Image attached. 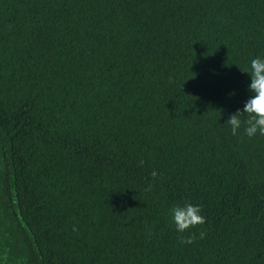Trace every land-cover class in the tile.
Instances as JSON below:
<instances>
[{
	"label": "trees",
	"instance_id": "16d2710c",
	"mask_svg": "<svg viewBox=\"0 0 264 264\" xmlns=\"http://www.w3.org/2000/svg\"><path fill=\"white\" fill-rule=\"evenodd\" d=\"M257 57L264 0H0V264H264Z\"/></svg>",
	"mask_w": 264,
	"mask_h": 264
},
{
	"label": "clouds",
	"instance_id": "9594fccd",
	"mask_svg": "<svg viewBox=\"0 0 264 264\" xmlns=\"http://www.w3.org/2000/svg\"><path fill=\"white\" fill-rule=\"evenodd\" d=\"M241 70L250 74L251 84L249 88L255 93V97L250 98L242 110L233 113L226 123L230 126L233 136L239 135L241 128H243L244 134L249 138H254L257 135L264 136V58L257 57L252 59L250 69ZM140 163L143 164V161ZM159 175L155 170L151 173L153 179ZM151 188L152 185L149 184L146 190L151 191ZM170 212L176 230L180 233L191 232L192 229L206 223V217L201 214L203 209L200 205L191 203L175 205ZM204 237L205 233L201 231L199 238L203 239ZM196 239V233L192 232L186 238L182 237L181 243L192 244Z\"/></svg>",
	"mask_w": 264,
	"mask_h": 264
}]
</instances>
